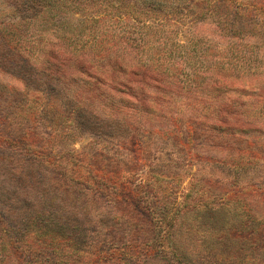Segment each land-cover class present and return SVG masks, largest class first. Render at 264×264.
<instances>
[{"label": "rangeland", "instance_id": "1", "mask_svg": "<svg viewBox=\"0 0 264 264\" xmlns=\"http://www.w3.org/2000/svg\"><path fill=\"white\" fill-rule=\"evenodd\" d=\"M0 264H264V0H0Z\"/></svg>", "mask_w": 264, "mask_h": 264}, {"label": "trees", "instance_id": "2", "mask_svg": "<svg viewBox=\"0 0 264 264\" xmlns=\"http://www.w3.org/2000/svg\"><path fill=\"white\" fill-rule=\"evenodd\" d=\"M79 110H80V109H79ZM71 113L74 114V116H76V117H75V120H77L78 125H79V124L81 125V123H85L86 116H85L83 110H80V111H75V110H74V111H72ZM83 114H84V115H83Z\"/></svg>", "mask_w": 264, "mask_h": 264}]
</instances>
